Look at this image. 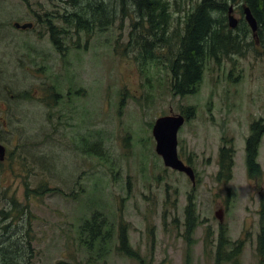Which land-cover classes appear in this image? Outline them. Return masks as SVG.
I'll list each match as a JSON object with an SVG mask.
<instances>
[{"label": "rangeland", "instance_id": "1", "mask_svg": "<svg viewBox=\"0 0 264 264\" xmlns=\"http://www.w3.org/2000/svg\"><path fill=\"white\" fill-rule=\"evenodd\" d=\"M200 1L168 0L169 47L157 39L146 55V22L129 0H0V251L13 236L30 241L31 264H215L222 231L227 251L241 243L238 264H264V135L255 178L245 155L250 126L264 124V49L227 2L220 17L228 25L232 7L233 34L248 30L242 51L207 60L198 92L175 94L168 50ZM74 13L89 27L61 19ZM177 115V152L194 184L155 151L156 119ZM223 146L233 150L229 181L217 177ZM93 219L100 236L90 244ZM121 229L140 259L119 251Z\"/></svg>", "mask_w": 264, "mask_h": 264}, {"label": "trees", "instance_id": "2", "mask_svg": "<svg viewBox=\"0 0 264 264\" xmlns=\"http://www.w3.org/2000/svg\"><path fill=\"white\" fill-rule=\"evenodd\" d=\"M129 1L132 2L133 8H136L140 12L141 21L146 22L144 27L145 30H143L146 34H143L140 38V44H142L141 47L144 53L148 55L152 52V43L157 39L169 47L171 38L168 35V30L169 27L171 29L172 22L168 0ZM229 1L234 5H240L241 7L246 6L249 8L257 22L258 30L256 34L264 49V0H201L192 8L190 11L191 13L189 12L186 14L183 32L180 34L176 45L168 50L169 55H171L168 69L172 76L175 94L185 96L194 95L198 92L206 65L205 62L207 60H212V57H220L221 55L227 56L242 51V40L243 37L246 36L245 34L248 33V30H244L241 36L234 35L233 31L239 28L240 24H242L244 29H247L248 25L244 20H241V23L237 25L236 29H229L226 23L227 18L220 17L221 14L226 13L227 2ZM241 7L239 9L242 12ZM94 11L101 12L98 9H93L92 6L88 10V12L92 13H94ZM61 19L76 30L84 29L83 25L89 27L90 24L78 13ZM47 24L50 33L53 35L54 44L61 51V32H59L51 21L48 20ZM147 39L148 42H145ZM173 50L175 54L172 53ZM190 117L191 112L186 115L187 119ZM263 135V123L256 122L250 126V135L245 143L246 169L250 178H255L260 175V166L256 162V158ZM233 165L232 148L223 146L219 151L218 179L225 181L231 180ZM41 189L43 192L49 191V188L46 186H41ZM13 209H15V207H13ZM185 211L188 215V225H193L189 221V218L194 217V205L191 199H189V204ZM7 215L8 213L5 214V216ZM261 219L262 226L257 238V254L264 258V205L262 206ZM95 222L96 219H93L92 225L89 224L87 226L90 233V244L92 240L100 236ZM11 228V225H7L4 229L10 232ZM11 238L13 239L7 240V244H5L0 251L1 264H31L32 255L28 256V251H31L30 241H26L25 245L22 246L19 239H14L13 236H11ZM101 239H103V237H101ZM27 245L28 249L25 248ZM227 245L225 234L221 231L216 246L215 264H238L241 243H234L233 248L229 251H227ZM119 251L129 258L140 259L139 253L132 250L128 245L126 232L122 229L120 232Z\"/></svg>", "mask_w": 264, "mask_h": 264}, {"label": "water", "instance_id": "3", "mask_svg": "<svg viewBox=\"0 0 264 264\" xmlns=\"http://www.w3.org/2000/svg\"><path fill=\"white\" fill-rule=\"evenodd\" d=\"M244 20L248 25L253 36L256 35L258 25L248 7L242 8ZM228 26L230 29H235L238 25V20L233 16V8L228 9ZM31 23H14V27L20 30H27L32 28ZM185 118L181 115L177 116H164L156 119L152 135L156 142V154L159 155L165 167L174 171L184 173L194 184L195 176L191 167L184 164L179 158L177 152V135L179 129L183 126ZM4 148L0 145V160L3 158Z\"/></svg>", "mask_w": 264, "mask_h": 264}, {"label": "flooded vegetation", "instance_id": "4", "mask_svg": "<svg viewBox=\"0 0 264 264\" xmlns=\"http://www.w3.org/2000/svg\"><path fill=\"white\" fill-rule=\"evenodd\" d=\"M185 215H186V211H185Z\"/></svg>", "mask_w": 264, "mask_h": 264}]
</instances>
